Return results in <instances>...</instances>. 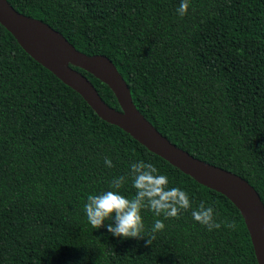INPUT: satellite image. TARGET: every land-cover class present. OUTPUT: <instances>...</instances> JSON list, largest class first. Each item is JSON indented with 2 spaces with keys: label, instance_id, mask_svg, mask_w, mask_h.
<instances>
[{
  "label": "trees",
  "instance_id": "1",
  "mask_svg": "<svg viewBox=\"0 0 264 264\" xmlns=\"http://www.w3.org/2000/svg\"><path fill=\"white\" fill-rule=\"evenodd\" d=\"M78 51L115 65L137 110L169 142L245 179L264 204V0H7ZM117 110L111 89L75 67ZM110 158L115 165L108 168ZM140 160L191 199L164 219L142 210L151 246L94 229L87 196ZM132 198L131 177L119 190ZM219 229L195 221L201 202ZM235 221L236 228L223 221ZM115 223V221H105ZM0 264H258L239 210L221 193L102 120L0 24Z\"/></svg>",
  "mask_w": 264,
  "mask_h": 264
},
{
  "label": "water",
  "instance_id": "2",
  "mask_svg": "<svg viewBox=\"0 0 264 264\" xmlns=\"http://www.w3.org/2000/svg\"><path fill=\"white\" fill-rule=\"evenodd\" d=\"M0 24L28 55L77 92L102 120L121 128L148 151L198 183L226 196L243 218L257 263L264 264V204L245 179L195 158L169 142L137 110L128 85L108 57L78 51L48 24L19 13L7 0H0ZM72 66L106 84L115 95L120 110L107 105L93 84Z\"/></svg>",
  "mask_w": 264,
  "mask_h": 264
},
{
  "label": "clouds",
  "instance_id": "3",
  "mask_svg": "<svg viewBox=\"0 0 264 264\" xmlns=\"http://www.w3.org/2000/svg\"><path fill=\"white\" fill-rule=\"evenodd\" d=\"M189 6V0H181L178 13L184 16ZM104 163L108 168L115 166L110 158H105ZM128 177H131L132 188L135 189L132 198L122 195L119 191L127 183ZM191 208L192 202L188 193L179 187H169L168 177L160 174L155 165L143 160L130 165L128 176L115 177L110 182L109 190L88 195L84 205L87 220L94 229L106 227L113 236L124 239L146 237L145 246H151L155 233L162 231L165 225L162 220L156 219L151 230L145 235L142 210L149 209L155 216L163 215L164 219H168L178 218L182 210ZM192 217L209 231L221 227V223L216 220L214 208L206 206L203 201L198 208L192 210ZM113 220L114 224H105V221ZM223 223L227 228H236L234 220H225Z\"/></svg>",
  "mask_w": 264,
  "mask_h": 264
}]
</instances>
